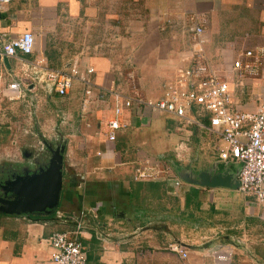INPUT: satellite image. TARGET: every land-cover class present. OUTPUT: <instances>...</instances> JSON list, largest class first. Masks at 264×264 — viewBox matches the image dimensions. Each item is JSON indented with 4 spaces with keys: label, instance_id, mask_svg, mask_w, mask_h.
<instances>
[{
    "label": "crops",
    "instance_id": "0c3cea01",
    "mask_svg": "<svg viewBox=\"0 0 264 264\" xmlns=\"http://www.w3.org/2000/svg\"><path fill=\"white\" fill-rule=\"evenodd\" d=\"M190 17L199 18L205 26L207 60L232 82L239 110L256 112L264 90V54L243 86L228 70L241 52H264V0H14L0 12V40L26 32L36 39L33 54L19 53L8 57L9 62L0 58V109L10 120L34 118L41 128L52 126L56 138L61 130L69 132L57 211L76 218L84 210L96 212V219H87L82 239L87 264H214L209 242L204 243V237L192 241L189 232L197 230L192 219L206 222L212 214L226 224L216 230L215 240L223 243L216 247L233 250L232 264H264V206L235 185L199 184L203 174L214 178L231 173L219 159L221 140L189 127L190 153L180 161L175 148L181 137L174 117L141 116L126 108L121 117L125 126L117 139L111 142L106 137V123L114 117L112 91L130 94V73L136 76L139 92L156 100L164 95L174 66L190 64L199 48L185 31ZM75 66L95 70L88 77L98 97L87 108H83L85 87L79 78L65 96L28 79L25 97L7 98L8 86L26 72L33 75L34 67L71 73ZM47 109L54 110L46 115ZM5 129L15 143L14 130L10 131V125ZM193 143L198 151L215 155L195 170L197 186L180 180L182 168L192 163ZM144 162L170 173L155 172L153 180L137 181L136 165ZM69 169L73 171L68 175ZM75 229L74 220L56 214H0V264H55L49 237ZM172 244L183 246L188 257L173 252Z\"/></svg>",
    "mask_w": 264,
    "mask_h": 264
},
{
    "label": "built area",
    "instance_id": "2783aa9c",
    "mask_svg": "<svg viewBox=\"0 0 264 264\" xmlns=\"http://www.w3.org/2000/svg\"><path fill=\"white\" fill-rule=\"evenodd\" d=\"M14 0H0V12ZM185 31L191 41L199 46L189 59L188 65H176L173 77L164 85V95L159 99L144 98L136 87V76L130 73L128 78L132 84L131 93L124 94L112 91L115 101L114 117L106 123V137L113 142L118 132L125 126L121 117L126 109L135 110L139 115L147 114L168 115L177 121V132L181 137L175 148L178 160L183 161L190 153V134L188 128L206 130L213 137L222 141L219 149V159L226 165L235 162L239 166V191L264 206V90L258 110L244 113L239 110L234 101V87L230 79L215 69L207 60L203 44L205 43V26L199 18L190 17L185 23ZM35 35L26 32L19 37L0 40V58L18 57L19 53L31 55L34 53ZM264 52L246 50L234 60L230 70L236 75L239 86H243L248 75L255 73L256 64H260ZM253 59V63L246 61ZM34 74L26 72L25 76L8 86L11 92L9 100L22 99L29 88V81H37L50 85L59 95L65 96L73 86L74 80L79 78L85 87L83 108L90 106L96 97L94 85L88 77L95 70L81 71L77 66L71 73L65 71L44 70L33 68ZM3 76L0 71V80ZM148 162L137 163L135 180L151 181L154 173L169 174V170H157L149 167ZM170 177V176H169ZM175 185L180 187L181 182ZM57 218L71 219L76 222V229L72 232H55L49 237V243L54 253L55 264H87V254L83 245V234L87 230L89 216L97 218L95 211L84 210L78 218L65 216L57 211ZM173 252L183 258L188 257V251L179 244L170 246ZM210 256L214 264H232L234 252L231 248L212 249Z\"/></svg>",
    "mask_w": 264,
    "mask_h": 264
},
{
    "label": "rangeland",
    "instance_id": "374dc122",
    "mask_svg": "<svg viewBox=\"0 0 264 264\" xmlns=\"http://www.w3.org/2000/svg\"><path fill=\"white\" fill-rule=\"evenodd\" d=\"M139 93L142 95L141 92ZM142 96L144 97V95ZM23 108H21L20 106L18 107V109L21 110H23ZM51 109L46 110V115H50L52 113L54 109ZM15 111H17V109ZM6 116L8 115L5 113V109H0V167L11 166L15 169L19 165H23V171L26 170L24 175L28 173L32 174L35 172H40L42 168L45 169L50 163V160L52 158L51 149L57 150V148H62L66 145L67 135L69 134V132L66 130H61L58 138H56L54 136L55 129L52 126H49L48 129L41 128L42 125L34 118L30 119L27 117L28 121L22 120V118L20 117L10 120L7 119ZM48 119H50L49 122H52V117ZM6 125L11 126L10 131L12 129L14 130V133H12V135L13 138H17L15 143L9 140L10 136L7 135V130L5 129ZM25 133L28 134L29 137L32 136V138L27 139L28 137L24 136ZM21 135H23L25 138L21 139ZM193 147H195L196 149L194 148L195 150L193 152L192 163L189 165L190 167L188 169H185V167H183L181 172L179 169L178 171L182 175V178L180 180L183 182V184L197 186L199 181L197 180V171L195 170L198 169L201 164H203V161L207 162L211 156L215 155H213V153L209 150L198 151L196 143H193ZM25 154L28 155L27 158L25 157ZM38 160H40V162L44 164V166L40 167L39 169L37 168ZM211 160L213 159L211 158ZM225 169L226 171H231V173L233 174V180L237 182L238 177L236 172H238L239 166L235 162H233L226 165ZM70 171L72 172L73 169H69V173L67 172L68 175L70 174ZM65 179L67 180L68 178ZM65 183H68V181H66ZM62 207L63 206H61L60 208L62 209ZM211 218L212 219H207L206 222H198L197 220L192 219L191 223L195 225V229L197 230L189 231L191 237L190 239H193L192 241H194L196 239H199L200 237H204L205 240L202 241H205L204 243L209 242V248L223 249L224 247H216L220 244H223L221 242H218L222 241V239L215 240L217 237L216 230L218 227L226 226V224L221 225L222 221H220L219 219H215V217H213V214ZM205 233H211V235H209L208 237Z\"/></svg>",
    "mask_w": 264,
    "mask_h": 264
},
{
    "label": "water",
    "instance_id": "95a60500",
    "mask_svg": "<svg viewBox=\"0 0 264 264\" xmlns=\"http://www.w3.org/2000/svg\"><path fill=\"white\" fill-rule=\"evenodd\" d=\"M9 62L8 57H4ZM52 151L49 165L40 172L18 175L2 186L4 196L0 195V214L17 216H50L60 206L64 187V151L65 146ZM207 187H234L239 189V180L233 184V175L227 172L223 175L209 177L201 175L199 183ZM10 194L11 198H8ZM188 246V245H185Z\"/></svg>",
    "mask_w": 264,
    "mask_h": 264
},
{
    "label": "flooded vegetation",
    "instance_id": "af4514ba",
    "mask_svg": "<svg viewBox=\"0 0 264 264\" xmlns=\"http://www.w3.org/2000/svg\"><path fill=\"white\" fill-rule=\"evenodd\" d=\"M26 156H28L27 154H25ZM41 160V159H40ZM40 160L37 161V168L39 169L40 167L44 166L43 163L40 162ZM15 169H19L20 172L16 171ZM11 167L10 169L7 170V179L12 178L14 175H23L25 173L26 170L23 171V165H19L17 168ZM5 180H1L0 181V195L4 196V193L2 191V185L4 184ZM8 198L10 197V194L8 195Z\"/></svg>",
    "mask_w": 264,
    "mask_h": 264
},
{
    "label": "trees",
    "instance_id": "16d2710c",
    "mask_svg": "<svg viewBox=\"0 0 264 264\" xmlns=\"http://www.w3.org/2000/svg\"><path fill=\"white\" fill-rule=\"evenodd\" d=\"M10 168H11V166H1V167H0V181H1V180H5V179L7 178V170L10 169ZM15 170L18 171V172H20L19 169H15ZM15 176H18V175H14L12 178L5 180L4 184H5L7 181H9V180H13V179L15 178ZM4 184H3V185H4ZM3 185H2V186H3ZM54 214H55V213H54ZM54 214H53V215H54Z\"/></svg>",
    "mask_w": 264,
    "mask_h": 264
}]
</instances>
